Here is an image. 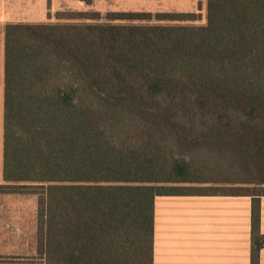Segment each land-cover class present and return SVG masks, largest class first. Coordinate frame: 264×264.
Instances as JSON below:
<instances>
[{"label":"trees","instance_id":"obj_1","mask_svg":"<svg viewBox=\"0 0 264 264\" xmlns=\"http://www.w3.org/2000/svg\"><path fill=\"white\" fill-rule=\"evenodd\" d=\"M104 17L0 27V193L37 195L41 264H152L154 199L180 194L249 197L259 264L264 0H206L204 24L196 12ZM183 108L214 109L216 123L189 128ZM196 151L247 179L209 191L218 179Z\"/></svg>","mask_w":264,"mask_h":264},{"label":"crops","instance_id":"obj_2","mask_svg":"<svg viewBox=\"0 0 264 264\" xmlns=\"http://www.w3.org/2000/svg\"><path fill=\"white\" fill-rule=\"evenodd\" d=\"M78 1L86 5L93 3V0L90 4ZM130 1L98 0L116 8L95 12L101 15L110 12L180 13V5L168 7L153 0L132 5ZM147 6L153 9L147 10ZM195 6L198 8V0ZM47 11L45 5L43 13ZM250 210L251 200L247 196H156L152 264H250ZM259 228L264 233V195L260 197ZM259 264H264V247L259 253Z\"/></svg>","mask_w":264,"mask_h":264},{"label":"rangeland","instance_id":"obj_3","mask_svg":"<svg viewBox=\"0 0 264 264\" xmlns=\"http://www.w3.org/2000/svg\"><path fill=\"white\" fill-rule=\"evenodd\" d=\"M133 1V0H132ZM130 1L132 5L135 2L144 3L146 0ZM168 7H178L181 11H192L198 13L196 20L191 23L204 24L206 22V0H198V8L195 6L197 0H153ZM176 2V3H175ZM167 3V4H166ZM152 5V3H149ZM46 5L48 11L43 13V7ZM108 7L98 0H93L90 5L83 4L78 0H0V27L3 28L6 23L29 22V23H69L83 24L89 19L95 23L94 17L105 19L104 15H95V11H104ZM116 8V7H114ZM153 9L147 6V10ZM78 12H87L83 18ZM85 18V19H84ZM118 22V21H116ZM155 22H157L155 20ZM163 22V21H161ZM0 104L3 88V35L0 44ZM179 122H185L186 126H204L203 123L215 124L211 118L217 113L214 109L183 108L178 111ZM2 110L0 106V182H1V151H2ZM205 120H207L205 122ZM192 126V127H191ZM204 129V127H200ZM196 160H203L206 166L212 172V178L216 185H212L211 192H235L236 188L231 187L237 180L247 179L244 172L228 167V162L217 153L196 151L191 154ZM187 160L190 155H185ZM191 157V158H192ZM229 163H231L229 161ZM237 173L233 175L232 173ZM239 175V176H238ZM237 176L240 179H236ZM264 188H257L258 191ZM36 194L20 193H0V264H41L40 254H38V219H37Z\"/></svg>","mask_w":264,"mask_h":264}]
</instances>
